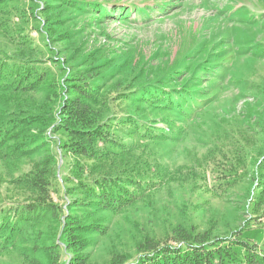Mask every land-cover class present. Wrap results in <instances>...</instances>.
<instances>
[{
  "label": "rangeland",
  "instance_id": "1",
  "mask_svg": "<svg viewBox=\"0 0 264 264\" xmlns=\"http://www.w3.org/2000/svg\"><path fill=\"white\" fill-rule=\"evenodd\" d=\"M26 2L20 5L25 18H10L0 31L1 50L13 52L12 34L18 32L44 52L38 29L52 51L40 58L60 60L69 75L98 65L94 86L102 89L103 97L118 100L153 86L183 96L172 93L171 111L138 103L104 113L115 114L118 121L130 114L155 130L148 128L156 137L144 143L123 131L115 133L160 180L153 190L116 213L83 201L66 185V202L50 195L63 217H46L16 249L0 254V264H50L47 250L57 245L68 214L84 226L79 236L85 247L77 257H85L86 264H133L144 239L163 241L176 227L225 239L264 224V0ZM47 86L42 90L46 96L51 92ZM45 95L5 99L0 121L12 120L18 111L27 113L24 104H44ZM190 101L200 106L195 112ZM56 105L50 106L53 112ZM46 126H24V135L16 129L13 140L0 150V209L32 202L34 196L19 182L31 170L45 168L59 179L60 152L53 143L57 137ZM15 138L32 140L31 153L13 154L19 142ZM216 170L230 174V183L218 186L215 178L221 173ZM78 199L82 203L73 207ZM95 226L101 232L91 231ZM76 254L69 252V261Z\"/></svg>",
  "mask_w": 264,
  "mask_h": 264
},
{
  "label": "trees",
  "instance_id": "2",
  "mask_svg": "<svg viewBox=\"0 0 264 264\" xmlns=\"http://www.w3.org/2000/svg\"><path fill=\"white\" fill-rule=\"evenodd\" d=\"M20 5L28 3L26 0H0V31L9 26L10 18L17 17L19 21L25 18V10ZM32 17L40 26L37 18ZM36 31L43 38L44 52L33 46L27 35L18 32L12 34V53L0 49V102L12 97L33 98L40 93L44 96L43 88L53 80L47 86L51 92L45 95L44 104H24L27 113L18 111L12 120L0 121V150L13 140L16 129H21L19 133L24 135L25 127L40 125L45 128L49 123L46 128L52 127L51 134L57 137L53 143L55 150L60 152V175L57 180L45 168H36L19 180L34 199L31 203L0 209V254L16 249L46 217L60 219L62 208L52 205L50 195L54 193L60 201L66 202V185H72L83 201L116 213L133 206L145 192L153 190L160 180L157 181L150 168L144 169L130 145L117 139L115 133L123 131L138 143H144L150 137H156L148 132V128L155 130L130 114L118 121L115 114L104 116V113L138 103L171 111L175 103L172 93H177L153 86L143 93L124 94L118 100L109 98L110 95L103 97L100 95L102 89L94 86V78L99 75L98 65H87L69 75L60 60L40 58V55H52V51L45 33ZM182 94L178 96L182 97ZM51 105H56L54 112ZM189 106L191 112L200 107L196 101H190ZM114 127L117 130L113 131ZM16 141L19 139L15 138ZM32 143L23 138L14 145L12 153H31ZM261 163L264 172V160ZM217 172L221 173L215 178L218 186L230 183V174ZM261 202L264 205V197ZM80 203V199L72 202L73 207ZM262 214L264 221V208ZM70 215L62 221L64 227L57 245L47 250L50 264H86L85 257H77L78 251L85 247L84 238L79 236L84 232V226ZM252 226L225 239L211 238L209 231L198 233L193 228L176 227L163 241L144 239L138 245L139 257L133 264H264V224H259L257 230ZM99 229L95 226L91 231L101 232ZM256 234H259V240L255 238ZM69 252H77L73 261H69ZM65 257L66 261H60Z\"/></svg>",
  "mask_w": 264,
  "mask_h": 264
}]
</instances>
